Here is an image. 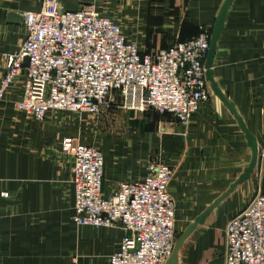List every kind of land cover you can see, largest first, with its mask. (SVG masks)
Here are the masks:
<instances>
[{
	"label": "crops",
	"instance_id": "1",
	"mask_svg": "<svg viewBox=\"0 0 264 264\" xmlns=\"http://www.w3.org/2000/svg\"><path fill=\"white\" fill-rule=\"evenodd\" d=\"M41 0H0V78L8 53L24 37L22 13ZM68 9L91 4L112 17L127 40L153 52L213 27L225 0H62ZM9 13L20 16L9 18ZM212 76L224 99L210 94L186 124L169 112L116 106L77 118L49 112L42 119L19 111L23 73L0 99V264H108L124 230L77 225L72 218V158L65 135L98 147L104 156L102 190L141 179L151 161L173 168L168 188L178 216L190 222L221 196L252 157L250 175L213 205L191 233L176 264H224L225 223L252 196L264 193V0H231L213 54ZM234 112L231 111L229 105ZM168 259V258H167ZM167 261V260H166ZM166 263V262H165Z\"/></svg>",
	"mask_w": 264,
	"mask_h": 264
},
{
	"label": "built area",
	"instance_id": "2",
	"mask_svg": "<svg viewBox=\"0 0 264 264\" xmlns=\"http://www.w3.org/2000/svg\"><path fill=\"white\" fill-rule=\"evenodd\" d=\"M22 18L25 37L6 55L0 99L23 73L13 105L37 119L49 109L99 114L119 97L116 106H151L186 124L209 97L204 60L210 31L204 26L146 52L91 4L68 9L62 0H41ZM59 147L72 158L74 222L124 230L108 264H165L175 241L176 204L168 188L173 168L151 161L141 179L121 181L104 194L102 151L70 135ZM224 230V264H264V193L257 191Z\"/></svg>",
	"mask_w": 264,
	"mask_h": 264
},
{
	"label": "water",
	"instance_id": "3",
	"mask_svg": "<svg viewBox=\"0 0 264 264\" xmlns=\"http://www.w3.org/2000/svg\"><path fill=\"white\" fill-rule=\"evenodd\" d=\"M231 0H225V2L223 3L220 13L217 15L216 17V21L213 24V27L211 29V33L209 36V46L207 49V53H206V57L204 60V66H205V76L206 79L208 81V84L211 86L212 90L218 94L222 99H224L223 95L221 94L220 89L218 88V85L216 83V81L213 79L212 76V64H213V54L215 51V47H216V40L219 37L220 31L222 29V25H223V20H224V16H225V12L230 4ZM9 18H11L12 20H17L20 18V16L16 13H9ZM231 111L234 112V109L232 108V106L230 104H228ZM237 118L239 119L240 125L241 127L245 130L246 133V137H247V141L249 143V145L252 147V157L251 160L249 161L248 165L244 168L243 172L239 175V177L234 181V183L230 184L229 188L221 195L219 196L214 202L213 204L209 205L205 210H203L199 215H197L195 217V220L190 222L188 227L186 228V233L190 232L197 223H202L204 222L206 216L209 214L211 208L213 207V205L215 203H217L221 198H223L225 196V194L227 192H229L230 190H232V188L234 187V185L238 182L243 181L244 179H246L251 171L253 170V167L255 165L256 162V144L254 141V137L252 136V134H250L248 132V130H246L244 124L242 123V121L240 120V118L237 116ZM180 238L178 239V241H176V243H174L173 249L171 254L169 255V258L167 259L165 264H176V260H177V249L178 246L180 245Z\"/></svg>",
	"mask_w": 264,
	"mask_h": 264
},
{
	"label": "rangeland",
	"instance_id": "4",
	"mask_svg": "<svg viewBox=\"0 0 264 264\" xmlns=\"http://www.w3.org/2000/svg\"><path fill=\"white\" fill-rule=\"evenodd\" d=\"M145 109L146 110L147 109L155 110L151 106H144L143 107V110H145ZM48 111L49 112H57V113H61V114H64V115H68V117H71L69 119L77 118L78 117V114H79L78 112L70 111V110H55V109H49ZM81 114H86V113L82 112ZM200 213H198L197 215H199ZM195 217H193V219L190 222L194 221L195 220ZM190 222H188L186 220V218L180 217V216H178L177 219H176L175 241H174V243H176V241H178L179 238L181 239L180 240V245L178 246V249H177V257H178V254L187 247V243H188V240H189V237H190L191 233L195 230L196 227H198L199 225H201L203 223V222L202 223H197L196 226L190 232L186 233L185 232L186 231V228L188 227V225H189Z\"/></svg>",
	"mask_w": 264,
	"mask_h": 264
},
{
	"label": "bare ground",
	"instance_id": "5",
	"mask_svg": "<svg viewBox=\"0 0 264 264\" xmlns=\"http://www.w3.org/2000/svg\"><path fill=\"white\" fill-rule=\"evenodd\" d=\"M206 53H207V51H206ZM205 57H206V54H205Z\"/></svg>",
	"mask_w": 264,
	"mask_h": 264
}]
</instances>
